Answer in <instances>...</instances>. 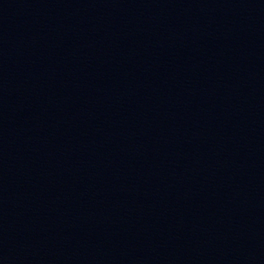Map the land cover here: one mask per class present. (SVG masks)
Listing matches in <instances>:
<instances>
[{
	"label": "water",
	"instance_id": "95a60500",
	"mask_svg": "<svg viewBox=\"0 0 264 264\" xmlns=\"http://www.w3.org/2000/svg\"><path fill=\"white\" fill-rule=\"evenodd\" d=\"M0 264H264V0H0Z\"/></svg>",
	"mask_w": 264,
	"mask_h": 264
}]
</instances>
